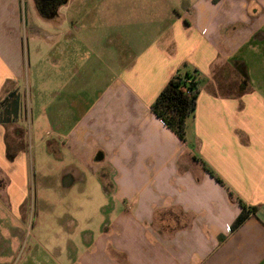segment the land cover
<instances>
[{
  "label": "crops",
  "instance_id": "crops-1",
  "mask_svg": "<svg viewBox=\"0 0 264 264\" xmlns=\"http://www.w3.org/2000/svg\"><path fill=\"white\" fill-rule=\"evenodd\" d=\"M142 3L126 0L131 16L119 21L125 32L105 35L104 50L91 37L96 47L88 59L82 28L76 33L81 88L90 96L73 101L74 124L65 123L64 110L33 103L35 147L63 146L72 154V162L61 161L65 188L72 179L83 182L81 169L95 165L113 187L96 213L98 225L82 232V254L67 264H264V93L251 86L243 59L264 45V0H158L149 16L137 9ZM150 24L151 32L133 30ZM3 36L0 104L11 91L25 100L14 44ZM101 67L110 73L93 72ZM196 69L205 81L182 143L150 106L178 71ZM25 116L12 127L0 122L1 221L25 218L29 157L15 134ZM56 130L64 136L55 138ZM238 199L257 212L232 232L242 213ZM22 230L0 229V242H9L0 264H32L34 257L21 260ZM60 255L55 264H64V250Z\"/></svg>",
  "mask_w": 264,
  "mask_h": 264
},
{
  "label": "rangeland",
  "instance_id": "rangeland-1",
  "mask_svg": "<svg viewBox=\"0 0 264 264\" xmlns=\"http://www.w3.org/2000/svg\"><path fill=\"white\" fill-rule=\"evenodd\" d=\"M157 1L138 0L145 5L150 4L145 7L142 3L137 9L142 11L143 16L145 12L149 16L151 4ZM3 3L5 8L2 7ZM64 12L69 24L64 23ZM130 12L126 0H77L71 9L64 11L63 7L57 17L42 20L31 14L22 15L17 0H0V18L5 22L0 35H5L2 38L14 44L15 55H11V58L16 60L22 72L17 88L23 93L27 105L24 109L25 119L19 124L20 129L15 134L19 135L22 142L20 147H26L30 166L28 197L23 204L22 213L25 218L18 222L10 218L1 221L0 217V229L9 228L12 231L14 224L24 230L25 239L21 240L23 253L20 255L23 261L34 257L32 264H55V261L63 258L60 253L64 250V264H67L83 252V240L88 239L82 232L98 225L96 213L107 202L106 194L112 192V185L107 187L103 183L99 175L100 169L95 165L81 169L86 174L83 182L75 183L76 180L71 178L73 181L70 180L69 186L66 185L65 188L67 169L61 161L72 162V154L64 150L63 146L56 150L47 146L41 149L35 147L31 134L33 103L44 102L59 114L64 110L65 123L74 124L76 117L70 115L71 111H76L73 101L90 96L88 89L81 88L82 67L77 59V48L81 49V46L76 33L82 28L80 30L84 33V42L89 44L88 59L96 47H92L95 42L91 37H96L100 42L97 46L104 50L109 41L104 36L116 31L124 33L125 27L119 21L123 22L120 18L125 16L130 17ZM116 21L118 22L114 26ZM142 26H133V30H154L151 24L144 28ZM67 33L71 37L68 43L64 39ZM243 59L248 68L247 77L251 86L264 93V45L257 52H246ZM93 72L99 76L110 73L103 67ZM202 77L204 82L205 78L203 75ZM4 124L12 127V124ZM61 132L56 130L55 138L64 136ZM42 137L45 138V135ZM111 178H114L112 169ZM7 243L9 242L3 239L0 248H6Z\"/></svg>",
  "mask_w": 264,
  "mask_h": 264
},
{
  "label": "trees",
  "instance_id": "trees-1",
  "mask_svg": "<svg viewBox=\"0 0 264 264\" xmlns=\"http://www.w3.org/2000/svg\"><path fill=\"white\" fill-rule=\"evenodd\" d=\"M203 77L201 72L182 70L178 71L166 84L155 101L151 104V112L160 119L163 124L171 130L182 143L187 142V123L195 117L198 99L201 94ZM204 169L218 183L226 186L224 181L203 161L196 157ZM233 196L234 194L230 192ZM242 207V213L232 225V232L236 231L246 222L250 215H255L256 207L248 206L241 199H238Z\"/></svg>",
  "mask_w": 264,
  "mask_h": 264
},
{
  "label": "flooded vegetation",
  "instance_id": "flooded-vegetation-1",
  "mask_svg": "<svg viewBox=\"0 0 264 264\" xmlns=\"http://www.w3.org/2000/svg\"><path fill=\"white\" fill-rule=\"evenodd\" d=\"M17 1L22 10V15L31 14L35 18L43 20V19H51L57 17L60 9L63 7H64V11L65 9L69 10V8L72 7L77 0H17ZM66 19L67 16L65 15L64 12V23H66ZM14 92H16L19 95V92L11 91L0 104V119L2 121H5L7 119L5 113L9 109L8 106L13 105L14 101L17 98V96L13 94ZM22 101H23L22 107L24 110L25 106L27 108V105L25 100L22 99ZM24 114H26L25 111ZM18 122H13V119L11 118L9 124H17Z\"/></svg>",
  "mask_w": 264,
  "mask_h": 264
},
{
  "label": "water",
  "instance_id": "water-1",
  "mask_svg": "<svg viewBox=\"0 0 264 264\" xmlns=\"http://www.w3.org/2000/svg\"><path fill=\"white\" fill-rule=\"evenodd\" d=\"M17 96L16 100L14 101L13 105L8 106V110L6 111V117L7 119L5 121H2L0 119L1 123H9L11 118L13 119V122H18L23 118L24 110H23V101L21 99V95L17 94L16 92L13 93Z\"/></svg>",
  "mask_w": 264,
  "mask_h": 264
}]
</instances>
